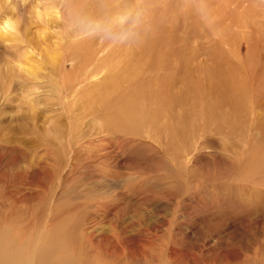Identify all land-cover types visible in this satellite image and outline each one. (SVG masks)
Returning <instances> with one entry per match:
<instances>
[{"label":"rangeland","instance_id":"obj_1","mask_svg":"<svg viewBox=\"0 0 264 264\" xmlns=\"http://www.w3.org/2000/svg\"><path fill=\"white\" fill-rule=\"evenodd\" d=\"M57 2L39 83L0 45V264H264V0Z\"/></svg>","mask_w":264,"mask_h":264},{"label":"clouds","instance_id":"obj_2","mask_svg":"<svg viewBox=\"0 0 264 264\" xmlns=\"http://www.w3.org/2000/svg\"><path fill=\"white\" fill-rule=\"evenodd\" d=\"M66 7L57 0H0V45L11 48L13 51L19 49L15 58H7L10 66L18 73L39 83L40 77L36 75L30 63V58L37 56V52L23 38V31H27L29 26L42 25V29H37V35L41 38L49 32L60 33L61 30L53 27L52 24L54 21L64 20L62 9ZM82 12L83 7L77 14L81 15ZM75 27L74 23L66 22L65 31L73 30ZM104 32L103 27H97L86 35L94 36ZM40 92L39 87L33 86L29 89L30 94L26 95V99L31 102Z\"/></svg>","mask_w":264,"mask_h":264},{"label":"bare ground","instance_id":"obj_3","mask_svg":"<svg viewBox=\"0 0 264 264\" xmlns=\"http://www.w3.org/2000/svg\"><path fill=\"white\" fill-rule=\"evenodd\" d=\"M144 44H145L144 50L146 52H150L157 48V45H155L154 40L147 39ZM225 82H226V85L230 86L228 90L229 94L231 93L233 94V91L238 88V85L234 84V82L236 81L233 82L232 77L228 75L227 78L225 79ZM137 98H139L138 92L133 91L124 100L120 102L118 101L117 103L112 104L111 105V109H112L111 121L114 123H120L123 125H127L128 127L138 123L142 110H140L139 106L141 104L139 103Z\"/></svg>","mask_w":264,"mask_h":264}]
</instances>
